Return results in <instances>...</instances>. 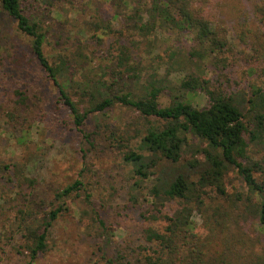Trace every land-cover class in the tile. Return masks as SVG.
<instances>
[{"label": "rangeland", "instance_id": "1", "mask_svg": "<svg viewBox=\"0 0 264 264\" xmlns=\"http://www.w3.org/2000/svg\"><path fill=\"white\" fill-rule=\"evenodd\" d=\"M255 1L212 0V14L222 28L220 36L226 46L201 60L189 56L190 51L200 49L186 32L158 29L139 37L132 29L131 10L118 0H22L21 7L26 16L40 21L45 32L43 52L50 61L81 53L83 70L74 64L69 70L75 80L94 84L98 78L107 79V71L116 64L118 46L124 45L130 49L139 75L136 81L125 78L128 89L139 97L150 84L162 85L165 89L158 103L165 107L173 87L191 75L207 80L211 90L226 96L246 99L252 87L264 90V24L252 20ZM17 91L25 97L23 104L17 103ZM69 93L80 108L86 107L74 88ZM188 98L196 108L208 106L207 97L199 91ZM163 124L155 117L115 105L104 117H89L77 128L32 53L29 39L0 14V264L28 262L20 212L27 215L24 223L38 227L56 209L60 211L46 232V248L33 264H105L117 257L124 264H133L138 248L145 245L144 231L163 227L148 214L153 209L149 189L155 179H167L188 161L196 160L197 168L187 175L197 182L206 166L200 150L207 144L190 137V148L178 164L161 161L153 180L134 178L123 152L130 149L150 156L141 151V139ZM248 156L253 178L264 195V144H250ZM23 177L35 181L33 187ZM75 181L81 184L79 190L61 200L55 198ZM222 184L228 198L241 196L245 201L234 212L231 207L228 226L239 219L241 233L252 240L253 250L264 264V229L254 213L262 196L250 193L233 168L224 173ZM205 191L206 205L219 215L227 214L228 200L212 187ZM177 208L179 202L170 201L165 211L171 214ZM193 219L200 231L202 218L194 212ZM229 229L236 231L231 225Z\"/></svg>", "mask_w": 264, "mask_h": 264}, {"label": "trees", "instance_id": "2", "mask_svg": "<svg viewBox=\"0 0 264 264\" xmlns=\"http://www.w3.org/2000/svg\"><path fill=\"white\" fill-rule=\"evenodd\" d=\"M118 1L131 10L134 20L132 29L141 38L158 29L186 32L192 35L200 49L190 51L189 56L200 60L214 52H221L226 46L225 38L220 36L222 28L216 24L217 19L212 14V0ZM21 2L0 0V14L5 15L29 39L32 53L57 89L58 100L68 109L77 128H81L89 117H104L115 105L134 109L143 117H155L164 123L161 129L151 130L141 139V151L150 153V156L130 149L123 152V161L131 166L134 178L138 181L153 180L154 170L161 161L178 164L183 153L190 148V137L207 144L206 148L200 150L206 166L197 182L187 175L197 168L196 160L188 161L184 168L176 169L167 179H155L149 189L153 209L148 214L152 222H161L163 227H150L144 231L145 245L138 248V258L133 264H263L262 256L253 250L252 240L241 233L238 218L230 223L236 231L229 229L230 213L240 209L245 201L241 196H236L235 200L228 198L222 178L229 168H233L250 193L262 196L259 204L255 203L254 213L259 227L264 229V195L253 178L248 156L250 144H264V90L252 87L246 99L241 95L226 96L211 90L207 80L191 75L173 87L170 104L161 107L158 96L164 91V86L150 84L145 95L139 97L128 89L125 78L136 81L139 75L131 51L124 45L118 46L116 64L107 71V79L98 78L94 84L77 81L75 74L69 70L73 64L77 70H83L81 53L77 57L61 55L50 61L43 52L44 29L37 18L24 14ZM251 17L264 24V0L254 2ZM107 28L105 26L104 29ZM72 88L87 104L86 107L80 108L73 100L69 93ZM197 91L207 97L208 106L196 108L192 105L188 95ZM15 95L18 104L25 102L21 92L17 91ZM110 134L114 136L112 132ZM84 136L88 138L87 134ZM120 141L123 144V139ZM22 179L28 187H33L35 181ZM80 185L79 181L73 182L58 192L55 198L61 200L69 196L79 190ZM206 187L214 188L219 197L228 200V206H231L226 209L227 214L219 215L217 209L206 205ZM132 200L135 201L134 198ZM170 201L179 202V208L171 214L165 211ZM59 211L50 212L38 227L24 223L27 215L20 212L23 223L20 230L28 258L26 264H33L39 253L44 252L46 232ZM194 212L202 218L200 231L193 219ZM105 264L124 263L122 257H117L105 260Z\"/></svg>", "mask_w": 264, "mask_h": 264}]
</instances>
